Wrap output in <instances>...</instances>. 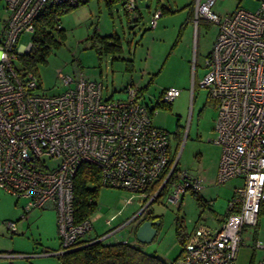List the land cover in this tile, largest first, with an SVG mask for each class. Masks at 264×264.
<instances>
[{
    "label": "built area",
    "instance_id": "2783aa9c",
    "mask_svg": "<svg viewBox=\"0 0 264 264\" xmlns=\"http://www.w3.org/2000/svg\"><path fill=\"white\" fill-rule=\"evenodd\" d=\"M81 1L2 0L0 190L25 201L24 219L33 210L55 211L60 248L52 255L75 249L92 230L90 221L75 224L73 218V179L82 164L98 168L101 187L126 190L150 203L163 186L176 202L187 191L203 189L199 178L178 168L168 133L152 124L156 103L170 104L180 90L163 89L150 107L134 83L123 88L126 100L104 99L102 80L88 79L76 63L71 73L57 70L62 90L54 95L38 93L39 80L32 73L19 75L17 59L31 47L18 46L20 35L33 33V22L45 9ZM215 3L193 0V24L217 28L199 86L216 101L209 141L220 148L215 183L241 179L243 186L234 189L216 229L198 222L176 264H234L242 232L256 225L264 203V1L255 11L236 8L223 17L213 12ZM124 8L135 13L136 0H127ZM160 16V10L153 12L151 28ZM163 176L158 189L150 192ZM7 227L16 230L14 222ZM257 247L264 248V242Z\"/></svg>",
    "mask_w": 264,
    "mask_h": 264
},
{
    "label": "rangeland",
    "instance_id": "374dc122",
    "mask_svg": "<svg viewBox=\"0 0 264 264\" xmlns=\"http://www.w3.org/2000/svg\"><path fill=\"white\" fill-rule=\"evenodd\" d=\"M159 1L173 11L179 9L174 7V1L177 0ZM262 1L264 0H216L212 10L223 17L236 8L255 11ZM157 4V0H136L135 13H126L122 3L108 9L102 0H82L80 5L73 7L60 18L59 25L66 33L65 42L53 52L45 66L37 68L41 84L37 92L48 96L60 92L61 85L56 79L57 70L71 73L72 65L76 63L82 70L101 74L105 86L102 93L104 99L126 100L128 95L121 89L130 77L124 71V61L113 60V54L109 53L103 54L99 62L97 54L90 48L88 38L96 34V31L101 35H110L114 30L120 37L123 49L121 57L128 60H133V56L126 43L130 42L133 48L139 41L133 60L135 72L139 73L145 66L148 75L144 78L143 85L152 77L146 91L149 99L143 102L152 104L149 105L151 107L163 89L180 90L170 107L167 104L156 106L157 113L153 115L152 124L168 133L170 153L179 157L178 168L196 174L201 157L206 166L214 163L220 156V148L209 142L213 138L217 116L216 101L208 96L206 89L199 86L207 73L205 59L211 51L217 28L213 24L200 22L195 29L193 26L181 29L184 14L180 9L162 15L156 20L155 27L151 28L152 10ZM138 14L141 19L137 23L133 17ZM2 17L1 6L0 18ZM31 36V33L21 34L17 41L18 46L28 45ZM145 57L147 59L144 62ZM136 73H133L134 79H137ZM242 186L241 179H230L211 185L205 195L211 201V209L205 206L202 214L196 196L191 193L186 194L182 206L181 201H172L166 195L151 202L149 206V198L142 202L132 192L102 187L95 198V210L89 217L92 226L90 234L106 243L131 241L133 237L129 235V221L142 213L147 206L146 212L153 211L159 216L160 226L153 240L141 246L149 254L169 262L181 247L178 230L180 233L185 229L191 230L197 220L206 222L212 218L213 212L216 213V218L222 217L234 189ZM12 198L0 190V264H58L57 257L52 255L39 258V261L36 260L39 256L26 259L18 255L17 258H7L12 257L9 254L15 255V252L40 251L41 246L54 250L59 242L56 213L53 209L33 210L24 219L22 205L25 201L19 200V208H15V199ZM8 222L15 223L14 232L6 227ZM258 222L257 229L264 241V212L259 215ZM251 230L253 231V227L247 229L248 234Z\"/></svg>",
    "mask_w": 264,
    "mask_h": 264
},
{
    "label": "trees",
    "instance_id": "16d2710c",
    "mask_svg": "<svg viewBox=\"0 0 264 264\" xmlns=\"http://www.w3.org/2000/svg\"><path fill=\"white\" fill-rule=\"evenodd\" d=\"M102 1L105 7L110 9L118 3H122L124 6L127 0ZM80 4L81 2L78 5ZM1 6L3 7L2 0H0V7ZM73 7L68 5L51 6L42 11L36 17L33 22L30 50L26 54L19 56L17 59V71L21 77L26 76L28 73H32L39 80L37 68L39 66H45L53 52L58 50L65 42L66 35L64 30L61 28L57 29L56 26L59 25L61 16ZM160 11L161 15L165 12H170L164 7H161ZM134 22H140V16L137 15L136 21ZM88 39L90 42V48L97 54L99 62H101L103 54L106 55L112 53L113 59L124 61L125 69L127 71L130 72L132 70L131 61L119 57L122 53V47L120 38L116 33L103 37L94 34ZM127 44L130 45L129 42ZM163 105V103L159 102L156 103L155 107ZM168 105L170 107V104ZM163 178L164 176L150 188V192L154 193L158 189ZM100 188L102 187L100 186L98 168L87 163L80 165L73 179V218L75 224L81 223L85 220L89 221V217L95 210V198ZM165 192L166 187L163 186L158 192L157 197L159 198L162 195H165ZM192 194L193 196H196L202 214L203 209L206 206L205 202L197 193L192 192ZM261 212H264V203L260 206L257 219ZM154 218L159 219L147 212L146 219L151 220ZM179 231L180 230H178V237L181 248H183L187 237L182 234L183 232L180 233ZM98 238L99 237L97 236L90 237L89 234L86 238L79 241L75 249L55 255L59 264H176L182 253H180L178 259L176 258L168 263L156 255L144 251L140 245H132L127 242L106 243L103 240H98Z\"/></svg>",
    "mask_w": 264,
    "mask_h": 264
},
{
    "label": "crops",
    "instance_id": "0c3cea01",
    "mask_svg": "<svg viewBox=\"0 0 264 264\" xmlns=\"http://www.w3.org/2000/svg\"><path fill=\"white\" fill-rule=\"evenodd\" d=\"M158 1V4L156 5V7H154V9L152 10V14H153V12L154 11H156V10H161V7H164L165 9H167V10H169L170 12H165L164 14H162V15H165V14H170V13H174V11L175 12H177L179 9V11L180 12H182V14H184L183 15V21H184V23L182 24V26H181V29H184V27H185V29H187V27H189V26H193V29H195V28H197L198 27V25L197 26H195L194 24H193V16H194V9H193V0H187V2L185 3V2H180V1H174V7H176V8H179V9H175L174 11H173V9L171 10L169 7H167V6H164L163 4H161L160 3V1L159 0H157ZM122 7H123V9H124V6L122 5ZM137 10V9H136ZM147 10L149 11V8L147 7ZM127 12V11H126ZM139 13V12H138ZM161 15V16H162ZM138 16H140V19H141V15L140 14H138ZM160 16V17H161ZM136 21V20H135ZM60 26V25H59ZM61 28V27H60ZM113 33H115L114 32V30H113ZM112 33V34H113ZM66 34V33H65ZM96 34L97 35H99L100 37H103V36H108V35H101V34H99L97 31H96ZM111 35V34H110ZM120 38V37H119ZM128 43V42H127ZM126 43V46H127V48H128V50L132 53V56H133V60L135 59V55H136V47L139 45V41L138 42H136L135 44H134V46H133V48H131V44L130 45H128ZM130 43V42H129ZM122 47V46H121ZM122 52H123V49H122ZM122 54V53H121ZM121 54L119 55V57L122 59V57H121ZM147 58L145 57L144 59H143V61L145 62V60H146ZM113 60H117V59H113ZM128 60V59H127ZM133 60H130L131 61V64H132V70L129 72V71H127L126 69H125V64H123L124 66V71L126 72V73H128L129 74V77H130V80L128 81L129 83H134V84H136L138 87H139V89H140V94L142 95L141 97H142V101H145L146 99L148 100L149 99V97H147V95H146V91H147V88L149 87V84H150V82L152 81V77H150V79L146 82V84L145 85H143V83H144V78H146V76L148 75V73H147V71L145 70V66H143V68H141L140 70H139V73H136L135 72V65H134V61ZM117 61H120V60H117ZM122 61V60H121ZM80 67V66H79ZM81 69V68H80ZM82 70V69H81ZM82 72L84 73V75L88 78V79H91V80H101V74L100 75H97V74H93V73H91L90 71H85V70H82ZM133 73H136V78L137 79H134V76H135V74H133ZM128 82H127V84H128ZM139 83H141V85L139 84ZM126 85V84H125ZM124 88V87H123ZM123 88L121 89V91L123 90ZM62 90V89H61ZM60 90V91H61ZM161 94V93H160ZM180 94V93H179ZM177 98V97H176ZM175 98V99H176ZM174 99V100H175ZM173 100V101H174ZM151 101V100H150ZM172 101V102H173ZM172 102L170 103V105L172 104ZM145 103V102H144ZM145 104H147V103H145ZM149 105H152V104H149ZM152 120H153V118H152ZM209 141V140H208ZM219 159H220V156H219V158L214 162V163H211V164H209V165H204V162H203V157H201L200 158V160H199V162H198V170H197V172H196V174H193L192 172V174L194 175V176H196L197 178H199L202 182H203V189H202V191L201 192H199V193H197L199 196H200V198L205 202V205L207 206L208 205V203H211V201H209L208 200V198H206V196L205 195H207V193L206 192H208V188L211 186V185H215L216 183H215V176H216V171H217V167H218V163H219ZM3 192V191H2ZM187 193H191L192 194V192L191 191H187L182 197H181V199H180V201H181V206L184 204V199H185V197H186V194ZM6 194V193H5ZM8 195V194H7ZM10 196V195H9ZM137 197H139V199L140 200H142V202L146 199V198H143L141 195H136ZM232 196H233V194H232ZM11 198H12V196H10ZM13 199V198H12ZM14 201V203H13V205H14V207L16 208V207H18V205H17V201L16 200H13ZM150 204L151 203H149L148 205L150 206ZM19 208V207H18ZM148 209V208H147ZM213 212V211H212ZM147 214V213H146ZM146 214H145V216H143V217H141L140 218V221L137 223V222H132L131 224H130V229H129V235L130 236H132L133 237V239L131 240V241H124V240H122L121 242H127V243H130V244H132V245H140L137 241H136V239H135V236H134V232H135V228H136V226L142 221V220H145L146 219ZM151 214L154 216V217H159L155 212H153V211H151ZM224 216H225V212H224V214H223V216L221 217H219V218H216L217 216H216V213H214L213 212V214H212V218H210V219H207L206 220V222H202V223H204L205 225H207L209 228H211V229H216L218 226H219V224L221 223V220L224 218ZM152 221H159V219H157V218H154V219H151ZM18 221H19V219H18ZM17 221V222H18ZM199 220H197L195 223H194V225H193V227L191 228V230H188V231H186V229H185V231L183 232V234H184V236L185 237H188V235L193 231V229L195 228V226L198 224L197 222H198ZM258 224H259V222H258V219H257V225L256 226H253V231L251 230L250 231V233L248 234V232H247V229L249 228V227H245L244 228V230H243V232H242V243H241V245H240V247H239V249H238V252H237V256H236V259H235V262H234V264H264V248H260V247H257V243L258 242H264V241H262V238H261V235H260V232H259V229H257L258 228ZM159 226H160V221H159ZM158 226V227H159ZM7 227V226H6ZM158 227H157V231H158ZM257 229V230H256ZM21 233V234H20ZM20 233H18V234H20V235H22V232H20ZM112 234H113V232H112ZM15 235V234H14ZM110 235H111V233H110ZM58 236V235H57ZM90 237H94V236H92V234H90ZM96 237V236H95ZM59 241V240H58ZM141 246V245H140ZM42 248V249H41ZM59 248H60V243L58 242V245H57V248L56 249H54V250H48L47 249V246H41L40 247V251H38V250H34V251H32V252H25V251H20V252H18V253H16L15 252V255H12V254H9L8 256H12V257H7V258H17L18 257V255L19 256H23V257H25L26 259L27 258H29V257H33V256H39L38 257V259H36V260H41V259H39V258H43V257H46V256H51L53 253H55L56 251H58L59 250ZM35 249H37V248H35ZM144 251H146L144 248H142ZM182 249L183 248H181L180 247V249H179V252H178V254L175 256V257H173L172 258V260H170L168 263H170L171 261H173V260H175L176 258L178 259L179 258V255H180V253L182 252ZM38 251V252H37ZM14 254V253H13ZM35 254H37V255H35ZM52 256H55V255H52ZM37 258V257H36ZM57 263L59 264V261H58V259H57Z\"/></svg>",
    "mask_w": 264,
    "mask_h": 264
},
{
    "label": "water",
    "instance_id": "95a60500",
    "mask_svg": "<svg viewBox=\"0 0 264 264\" xmlns=\"http://www.w3.org/2000/svg\"><path fill=\"white\" fill-rule=\"evenodd\" d=\"M158 226L159 223L156 221L150 219L142 220L135 228L134 236L136 241L140 245L150 243L157 233Z\"/></svg>",
    "mask_w": 264,
    "mask_h": 264
},
{
    "label": "flooded vegetation",
    "instance_id": "af4514ba",
    "mask_svg": "<svg viewBox=\"0 0 264 264\" xmlns=\"http://www.w3.org/2000/svg\"><path fill=\"white\" fill-rule=\"evenodd\" d=\"M146 209H147V206H145V207L143 208V212L140 213L139 216H138L133 222H138V221H140V218L143 217V216H145V214L147 213V212H146ZM131 223H132V222H131Z\"/></svg>",
    "mask_w": 264,
    "mask_h": 264
}]
</instances>
